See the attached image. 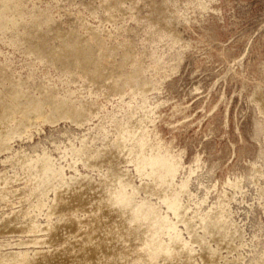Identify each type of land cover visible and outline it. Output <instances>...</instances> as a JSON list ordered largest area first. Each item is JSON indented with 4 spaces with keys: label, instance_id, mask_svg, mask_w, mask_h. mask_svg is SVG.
<instances>
[{
    "label": "rangeland",
    "instance_id": "1",
    "mask_svg": "<svg viewBox=\"0 0 264 264\" xmlns=\"http://www.w3.org/2000/svg\"><path fill=\"white\" fill-rule=\"evenodd\" d=\"M2 2L12 8V20L0 17V64L4 65L2 74L6 76L5 84L0 83V95L12 102L7 88L10 79L18 80L26 83L24 89L31 94L40 96L39 87L44 85L77 106L92 104L97 112L91 117L93 123L90 121L86 127L76 126L69 119L58 123L38 120L26 135L14 137L10 152L0 154V172L17 171L23 175L22 168L14 165L17 163H4L3 159L18 153L35 157L44 149L66 163L70 175L74 172L67 164L71 156L63 153L65 145H69L66 130L72 131L76 144L84 134L99 133L93 144L100 146L105 133L110 132L107 137L113 138L123 120L134 124L146 117L151 144L181 161L179 181L189 177V191L183 195L189 214H193L191 207L196 208L199 203L202 211L208 212L228 196L231 229L236 226L243 233L233 235L227 231L222 244L213 242L216 240L208 234L212 247L219 251L213 258L221 253V264H264L260 262L264 258V0ZM69 33L91 41L94 49L99 38L100 50L91 56L100 63L97 75L90 74L92 69L86 72L74 68V64L68 68L62 60L48 54L64 42L71 46ZM24 35H30V40ZM37 40L46 49L37 47ZM138 70L140 74L136 73ZM47 110L50 112L49 107ZM126 116L131 120L127 121ZM16 117L20 119L21 115ZM98 126L107 129L104 135ZM77 165L83 172L89 171L80 162ZM129 168L135 172L132 164ZM92 173L98 175L97 171ZM15 182V186L24 185ZM15 197L12 204L17 208L26 203L18 204L20 199ZM53 199L51 193L46 203L51 204ZM6 205L5 200H0V215H8L14 206ZM46 208L38 212L42 223L47 222ZM198 220L193 218L195 226ZM179 226L188 236L185 225ZM9 232H0V243L10 244L5 252L15 251L24 258L33 255L34 246L41 247L32 243L18 245L21 239L35 238V233ZM42 245L49 247L47 243ZM195 246L200 250L199 245ZM239 254L243 259L235 263ZM175 257V261L184 264L181 256L178 260ZM128 258V262L132 261L133 256ZM194 259L204 264L200 255Z\"/></svg>",
    "mask_w": 264,
    "mask_h": 264
},
{
    "label": "bare ground",
    "instance_id": "2",
    "mask_svg": "<svg viewBox=\"0 0 264 264\" xmlns=\"http://www.w3.org/2000/svg\"><path fill=\"white\" fill-rule=\"evenodd\" d=\"M10 10L12 8L8 4L0 3V17L8 22L12 20ZM70 33L67 38L71 46L64 42L59 49L53 48L48 54L62 60L68 68L74 64V68L78 67L86 72L92 69L90 74L97 75L100 63L91 56L100 50L101 41L98 38L97 48L94 49L90 45L91 41L73 37ZM92 36L96 38V33L93 32ZM23 37L28 40L31 38L30 35ZM35 44L46 49L40 40ZM3 66L0 64V75L3 76L0 83L5 84ZM136 73L140 74L141 71ZM9 74L12 75L11 72ZM9 82L7 90L12 102L0 95V154L10 152L14 137L26 135L40 119L45 122L69 119L76 126L86 127L85 124H89L92 115L97 112L94 113L97 108L93 109L92 104L77 106L74 101L55 95L43 84L38 86L42 93L37 96L24 89L25 82L11 79ZM34 86L35 84L29 87ZM16 114L21 115L20 119H17ZM124 118L123 116L121 120ZM146 120L145 117L134 124L126 123V120H123L125 124L123 121L122 124L117 123L113 133L115 136H111V139L107 137L110 132L107 134V129L98 126L104 130L103 135L107 134L102 141L104 144L100 146L99 143L93 144L99 136L98 132V135L84 134L79 139V144H76L74 138H71L72 131L69 133L66 130L69 145H65L63 153L71 156V161L67 164L74 172L70 175L66 171V163L56 160L54 155L44 149L35 157L32 154L18 153L3 159L4 163H17L13 162L15 166L22 168L23 175L17 171L14 174L0 172V200H5L7 207L14 205L8 215H0V232L8 234L10 231V234L14 231L19 235L35 233V238L21 239L18 245L28 246L32 243L33 246L41 244V247L34 246L36 250L32 256L20 258L15 251L5 252L9 243H0V264H180L174 260L175 256H181L184 264H198L194 259L196 255H200L204 264H215L216 260L221 264L220 258L223 255L220 253L217 258H213L219 251L212 247L207 235L216 240L213 242L222 244L227 231L233 235L243 233L235 223L236 228L231 229L232 220L226 208L228 196L223 197L220 204L210 208L208 212H203L202 203H199L195 209L191 207L193 214H189L188 205L183 202V195L189 191V177L178 180L181 161L162 153L151 144L146 133ZM12 122H15V126ZM113 122L116 126V121ZM105 140L108 141L104 142ZM79 162L89 171L80 170L77 165ZM122 163H126V166L123 164V167ZM129 164L134 166L135 172L129 168ZM93 171H97L98 175H94ZM15 181L24 185L15 186ZM229 183L234 184L231 181ZM235 184L238 185V181ZM51 193H54V199L51 204H47L46 198ZM14 197L20 199L18 204L23 201L26 203L17 208L15 203L12 204ZM45 207H48L47 222L42 223L38 212ZM81 212L82 215L79 214ZM195 217L199 219L198 226L193 223ZM179 223L185 225L188 236L184 235L186 231L183 233ZM37 232L45 235L37 236ZM44 243L49 244L47 249L45 246L43 248ZM195 244L200 246V250L196 249ZM129 255L133 259L128 262ZM240 259H243L241 254L237 256L235 263ZM260 262L264 263V258Z\"/></svg>",
    "mask_w": 264,
    "mask_h": 264
}]
</instances>
